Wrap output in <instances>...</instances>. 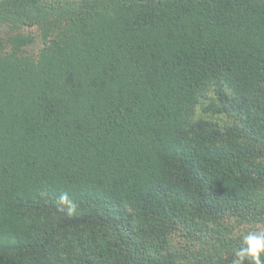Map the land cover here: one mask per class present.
<instances>
[{
	"label": "trees",
	"instance_id": "1",
	"mask_svg": "<svg viewBox=\"0 0 264 264\" xmlns=\"http://www.w3.org/2000/svg\"><path fill=\"white\" fill-rule=\"evenodd\" d=\"M254 229L264 0H0V264H232Z\"/></svg>",
	"mask_w": 264,
	"mask_h": 264
},
{
	"label": "clouds",
	"instance_id": "2",
	"mask_svg": "<svg viewBox=\"0 0 264 264\" xmlns=\"http://www.w3.org/2000/svg\"><path fill=\"white\" fill-rule=\"evenodd\" d=\"M59 203L66 205L69 214L76 210V204L67 194L59 198ZM264 229L249 230L241 238V243L234 251L232 264H264Z\"/></svg>",
	"mask_w": 264,
	"mask_h": 264
}]
</instances>
